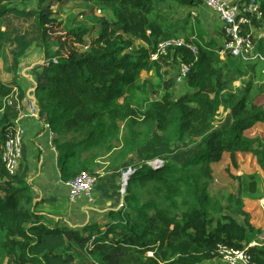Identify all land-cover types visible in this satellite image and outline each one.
<instances>
[{
  "label": "trees",
  "instance_id": "obj_1",
  "mask_svg": "<svg viewBox=\"0 0 264 264\" xmlns=\"http://www.w3.org/2000/svg\"><path fill=\"white\" fill-rule=\"evenodd\" d=\"M62 1L0 0L5 70L17 73L20 58L32 47L43 54L34 96L40 121L55 136L63 183L81 172L96 176L94 168L106 157L109 174L135 173L122 209L110 212L111 222L103 229L49 227L37 210L28 169L22 164L25 173L10 176L3 163L20 99L13 92L15 81L0 78V264H75L74 257L81 264H206L218 260L222 246L247 249L250 264H264L262 230L251 224L257 208L250 203L264 198L259 172L241 174L235 194L209 191L212 167L225 153L237 168V153L250 152L264 172V139L243 135L264 123V106L258 103L264 61L221 58L215 43L203 41L198 30V39L191 41L197 55L187 48L172 54L174 63L180 59L191 66L176 96L167 69L171 55L158 61L150 57L160 42H188L191 36L164 19L158 4L202 7V0H80L91 11L112 15L108 21L90 13L86 20L92 26L70 15L57 21L51 8ZM249 1L262 15L259 22L251 18L253 28L264 31V0ZM11 17L29 20L31 28L16 31ZM96 27L101 29L92 36ZM254 43L255 53L264 58V39ZM141 72H152L153 81H141ZM218 118L221 125L215 128ZM140 188L149 193L148 200H141ZM244 200H249L246 212Z\"/></svg>",
  "mask_w": 264,
  "mask_h": 264
},
{
  "label": "crops",
  "instance_id": "obj_2",
  "mask_svg": "<svg viewBox=\"0 0 264 264\" xmlns=\"http://www.w3.org/2000/svg\"><path fill=\"white\" fill-rule=\"evenodd\" d=\"M192 8L186 6L180 7V10L184 11L183 9H187L185 12L188 13ZM191 13L193 15L195 14L194 12ZM195 15L196 24L198 29L201 30L200 35H202L203 41L214 42L217 46H220L223 43V36L217 15L204 6L198 8V13ZM197 34V32L195 33V29L194 32H190L193 38L199 36ZM23 62L20 59L19 70L29 66V64ZM19 70L17 73L14 72L15 75H19ZM20 76L21 78L25 77V74L21 75L20 72ZM14 90L20 99L19 105L21 109L18 111L25 113L27 109L26 101L28 99L26 92L31 90L29 83L25 85L19 83L15 85ZM22 123L26 130V147L22 150L21 165L23 164L27 167V175H30L29 172L31 171H36L34 178L30 177L29 183L33 191V196L35 197L34 200L39 203L37 210L44 213L47 217L46 223L52 227L54 225L60 228L72 227L78 231L85 226L93 224H96L97 228L103 229L106 223L111 222L110 212L117 211L118 207L122 206L123 200L119 196L122 172L120 174L116 173L115 175L109 174L108 172L97 175L99 181L91 196H81L75 200H70L68 197V189L60 179L57 168V153L53 150L54 148L52 149V137L55 138V136L51 134L50 129L44 127L42 121L28 120L25 118ZM38 171L40 174H37ZM106 177H110L109 180L104 185H101L100 178L102 180ZM99 185H101V189ZM248 202L249 200L245 202L246 206ZM257 216L258 214L256 213L252 214V220L255 221ZM259 225L258 227L254 226L260 228L263 233L264 223ZM213 262H219V260Z\"/></svg>",
  "mask_w": 264,
  "mask_h": 264
},
{
  "label": "built area",
  "instance_id": "obj_3",
  "mask_svg": "<svg viewBox=\"0 0 264 264\" xmlns=\"http://www.w3.org/2000/svg\"><path fill=\"white\" fill-rule=\"evenodd\" d=\"M203 6L212 12H214L221 24L223 32V44L217 50L219 56L224 57L230 55L234 58H238L243 62H250L255 60L264 61V58L255 53L254 40L264 39V31H257L252 25L251 18L254 17L256 21L262 20V15L259 12L258 4H253L249 0H202ZM195 15V14H194ZM264 28V24H263ZM190 41H185L183 38H173L170 40L160 42L155 52L151 55V61H158L160 57L170 56L176 49L187 48L193 55H197V48ZM179 68L177 71V77L175 79L176 85H183L185 79L190 71L189 65L181 63L180 59H177ZM36 88V87H35ZM35 88L27 92V109L25 113L20 112L18 119L14 121L11 132L7 135V138L3 145V163L7 173L10 176H14L19 173L22 163V150L23 140L26 137V130L22 121L26 118L28 120H39L40 107L34 96ZM13 92L16 93L14 90ZM15 97L17 95L15 94ZM7 104H12V100L9 98L6 100ZM16 102V101H15ZM18 103L16 109L20 110L21 107ZM44 127L49 129V126L43 123ZM50 134V132H49ZM153 167H157L155 163ZM135 173V170L128 169L126 172H122L120 184L122 186L119 190L120 195L124 193L126 187V178ZM27 175V179H28ZM99 177L91 175L87 172H81L72 181L64 183L68 189V197L70 200H75L81 196H91L94 192ZM260 206L264 212V198L259 201ZM259 243H264V233L258 238ZM219 262L221 264H250L249 254L247 249L235 250L228 247L219 248Z\"/></svg>",
  "mask_w": 264,
  "mask_h": 264
},
{
  "label": "rangeland",
  "instance_id": "obj_4",
  "mask_svg": "<svg viewBox=\"0 0 264 264\" xmlns=\"http://www.w3.org/2000/svg\"><path fill=\"white\" fill-rule=\"evenodd\" d=\"M245 1H248V0H245ZM169 4L170 5H168V6H166L164 4H158V10L160 11V13L164 19H166L168 22H172V23L174 22L176 24L175 27L182 30L183 35L185 37L191 36L190 32H194V29H195V33L199 30L198 26L196 24V15H193L191 12H194L195 14H197L198 8H200V7L194 6L188 13H186L185 10H187V9H183L184 11H181L178 4H173V3H169ZM51 11L53 13H55V18L59 22H66V19L68 18L69 15L74 17L73 19L75 21H83V20L85 21L86 16H89L90 13H92V15L98 19H105L108 21H111V19H112V15L109 12H107L106 10L105 11H103V10L98 11V9L94 7L91 11L89 8L85 7L82 4V2H80V0H65L62 2H58V3L55 2V5L52 6ZM87 22L89 23V26H92L93 22H90V21H87ZM10 24L12 25V27H14L16 29V31L18 30L20 33L24 32L25 30H29L31 28V26H30L31 24H29V20H26L24 18L15 19L14 17H11ZM100 29H101L100 27H96L95 31L92 33V36H95L96 33L100 31ZM254 31H255V33H258L256 30H254ZM186 33H188V34H186ZM191 39L196 40V39H198V36L196 38L195 37L193 38V36H192ZM86 40L89 41L88 38H86ZM222 44H220V46H217L215 44V49H219ZM137 46H139V43H137ZM54 49H56V48H54ZM81 50H82L81 52L86 51L85 48H82ZM25 57H26V59H24ZM169 58H170V60L167 62L171 63V64L167 65V69L171 73V75H173V77H174L173 81L175 82L179 66H178V64L176 65V63H174V57L172 55ZM20 59H22V61H24L23 63L29 64V66H27L25 69L21 68L19 70L21 72V75L25 74V77L21 78L20 72H19V75H17V74L15 75V73H13L11 71L6 72V70H5L6 65L3 64V62L0 58V78L3 82H6V83L10 81L9 82L10 84L14 80L15 81L14 85H18L19 83H22L23 85H25V84L29 83V88L34 89L36 87V84L38 83V78L41 75L42 67L45 64L43 54L40 51H38V49L36 47H32L31 49H28V51L25 53V55L23 57H21ZM7 65L9 68L11 67L10 58H9ZM14 72H16V71H14ZM12 75L14 77L13 79H12ZM144 79H148V80L153 81L152 72H150V73L141 72L140 73V80L142 81ZM262 83H260V84H262ZM238 85H239L238 82L235 83V86H238ZM180 87L181 86L176 85V83L173 86V91L175 92L176 96L180 92ZM24 92H25V89H24ZM27 92H26V94H27ZM157 98H158L157 95L152 96V100H156ZM121 101H122V99H120V102ZM258 103L264 106V93L259 98ZM219 112H220L219 117L224 118L223 117L224 114L222 113V111L220 110ZM220 125H221V120L218 118V119H216L214 126H215V128H217L218 126L220 127ZM243 135L247 138H250V139H254L255 137H259V138L264 139V123H258L249 131H244ZM52 139H53V137H52ZM25 147H26V144H25V139H24L23 140V149ZM52 149H53V147H52ZM40 153H41V150H40ZM223 156H224L223 161L218 163V164H215L213 166L212 171L214 173V182L209 186V191H211V192L221 191L225 194L237 193V189L239 186L238 184L240 182L237 180V178H241L240 177L241 174L246 175V174H253V173L259 172V174L263 178V183H264V172H262L259 169V167L257 166V162H256L255 157L250 152L237 153V165H238L237 168H234L231 165L227 153H225ZM106 162H107V157L101 159L99 162V166H96L94 168V171H97V175L105 174L107 172L106 171L107 169H105V167L107 165ZM21 171L22 172L24 171V169H22V167H20L19 172L21 173ZM24 173H25V171H24ZM29 174H30L31 178H34L36 171H31V172H29ZM37 174H40V172L38 171ZM109 178L110 177H106L105 179H102V180L100 178V184L104 185L109 180ZM98 181H99V179H98ZM97 184H98V182H97ZM101 185H99L100 189H101ZM96 187H97V185H96ZM96 187H95V189H96ZM121 188H122V186L120 184L119 190H121ZM141 189L142 188L139 189V193L141 195V200L142 201L148 200L149 199L148 198L149 193L146 192V189H142V190ZM124 194L125 193H123L121 195L119 194V196H121L122 200H123ZM151 197L156 198V195L152 194ZM246 201H248V200H244V203ZM224 203H226V200H224ZM250 204L256 205L257 210L256 211L254 210V213L258 214V216L256 217V220L255 221L252 220L251 224L258 227V226H260L259 224L264 223L263 209L261 206L258 205V202L254 201ZM121 205L123 206L124 202ZM122 206H119L118 210H121ZM263 208H264V206H263ZM243 210L245 212L248 211L246 205L243 206ZM123 211H125V210H123ZM92 226H93V228H92L93 230L97 227L96 224H93ZM49 227H52V226H49ZM73 229H75V228H73ZM80 231H82V229H80ZM93 232L94 231H92V234H93ZM74 259H75V264H81V262H79L80 259L78 257H74ZM206 264H220V262H215V263L209 262Z\"/></svg>",
  "mask_w": 264,
  "mask_h": 264
},
{
  "label": "water",
  "instance_id": "obj_5",
  "mask_svg": "<svg viewBox=\"0 0 264 264\" xmlns=\"http://www.w3.org/2000/svg\"><path fill=\"white\" fill-rule=\"evenodd\" d=\"M129 179H130V176L128 175L127 178H126V185H127V182H128Z\"/></svg>",
  "mask_w": 264,
  "mask_h": 264
},
{
  "label": "clouds",
  "instance_id": "obj_6",
  "mask_svg": "<svg viewBox=\"0 0 264 264\" xmlns=\"http://www.w3.org/2000/svg\"><path fill=\"white\" fill-rule=\"evenodd\" d=\"M222 36H223V35H222ZM217 50H218V49H217ZM263 233H264V232H263ZM263 233H262V234H263ZM259 236H261V234H260ZM259 236H258V238H259Z\"/></svg>",
  "mask_w": 264,
  "mask_h": 264
}]
</instances>
